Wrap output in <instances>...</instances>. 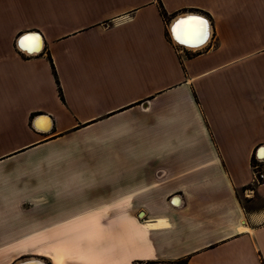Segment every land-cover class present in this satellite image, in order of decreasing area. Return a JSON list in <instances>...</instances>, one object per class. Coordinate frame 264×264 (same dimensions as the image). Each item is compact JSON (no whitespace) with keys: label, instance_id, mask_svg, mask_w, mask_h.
<instances>
[{"label":"crops","instance_id":"1","mask_svg":"<svg viewBox=\"0 0 264 264\" xmlns=\"http://www.w3.org/2000/svg\"><path fill=\"white\" fill-rule=\"evenodd\" d=\"M259 148L264 0H0V264H264Z\"/></svg>","mask_w":264,"mask_h":264},{"label":"snow or ice","instance_id":"2","mask_svg":"<svg viewBox=\"0 0 264 264\" xmlns=\"http://www.w3.org/2000/svg\"><path fill=\"white\" fill-rule=\"evenodd\" d=\"M208 22L199 16L181 18L173 27L178 42L188 45H200L207 37ZM39 34H27L19 40V45L28 51H36L41 44ZM46 124V122H45ZM264 154V153H262Z\"/></svg>","mask_w":264,"mask_h":264},{"label":"bare ground","instance_id":"3","mask_svg":"<svg viewBox=\"0 0 264 264\" xmlns=\"http://www.w3.org/2000/svg\"><path fill=\"white\" fill-rule=\"evenodd\" d=\"M188 16H196V15H188ZM181 17H183V16H181ZM206 20V19H205ZM208 22V21H207ZM171 25H172V23H171ZM171 27V26H170ZM171 30V29H170ZM172 34H171V36H172V38H173V40H174V42L176 43V44H178V45H183V46H181V47H184V48H186V49H189V50H196V49H199V48H201V47H203L207 42H208V40H209V38H210V26H209V23H208V25H207V37H206V39H205V41L202 43V44H200V45H188V44H182V43H180V42H178L177 41V39H176V37H175V33L173 32V28H172ZM23 37V36H22ZM21 37V38H22ZM18 48L20 49V50H22L23 52H27V51H25L20 45H18ZM41 50V46L39 47V49H38V51L37 52H39ZM33 52V51H32ZM33 54V53H32ZM50 128V124L48 125V127L46 128V129H49ZM259 157H261V158H263L264 157V154H260V156ZM178 200V202L180 203V201H179V199H177ZM178 203V204H179ZM143 215H141V217H142ZM165 220H163V219H156L155 221H147V222H145V226L146 227H160V226H163V225H165ZM33 259H36V260H33ZM21 262H24L23 264H46L44 261H42V260H40V259H37V258H28V259H26L25 261H18L17 262V264H20Z\"/></svg>","mask_w":264,"mask_h":264},{"label":"built area","instance_id":"4","mask_svg":"<svg viewBox=\"0 0 264 264\" xmlns=\"http://www.w3.org/2000/svg\"><path fill=\"white\" fill-rule=\"evenodd\" d=\"M201 48H199V49H201ZM199 49L191 50V51L195 52ZM261 150H263V148H259L258 153L255 154V156H253L252 184L264 183V170L262 169V166H264V157L263 158L259 157V152Z\"/></svg>","mask_w":264,"mask_h":264},{"label":"water","instance_id":"5","mask_svg":"<svg viewBox=\"0 0 264 264\" xmlns=\"http://www.w3.org/2000/svg\"><path fill=\"white\" fill-rule=\"evenodd\" d=\"M187 17H190V16H188V15H184L183 17H181V16H179V17H177V18H175V20L172 22V25H171V27H170V35L172 34V28L174 27V25L181 19V18H187ZM172 37V36H171ZM21 39V38H20ZM19 39V40H20ZM19 40L17 41V47H18V45H19ZM179 46H183V45H179ZM29 54V53H28ZM24 262H21L20 264H23ZM15 264H17V263H15Z\"/></svg>","mask_w":264,"mask_h":264}]
</instances>
